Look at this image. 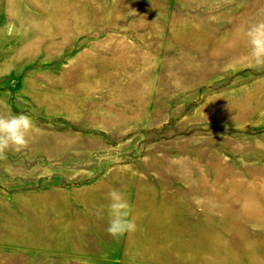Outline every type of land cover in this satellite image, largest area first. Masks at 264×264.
I'll return each instance as SVG.
<instances>
[{"label":"rangeland","instance_id":"1","mask_svg":"<svg viewBox=\"0 0 264 264\" xmlns=\"http://www.w3.org/2000/svg\"><path fill=\"white\" fill-rule=\"evenodd\" d=\"M264 0H0V264H264ZM137 230L107 233V193Z\"/></svg>","mask_w":264,"mask_h":264},{"label":"clouds","instance_id":"2","mask_svg":"<svg viewBox=\"0 0 264 264\" xmlns=\"http://www.w3.org/2000/svg\"><path fill=\"white\" fill-rule=\"evenodd\" d=\"M250 49V56L256 67H264V20L248 26L244 33ZM34 127L27 114H0V159L6 158L9 149L20 151L28 145V133ZM108 225L106 231L113 237H120L137 230L135 219L130 218L132 206L118 189L107 193Z\"/></svg>","mask_w":264,"mask_h":264}]
</instances>
